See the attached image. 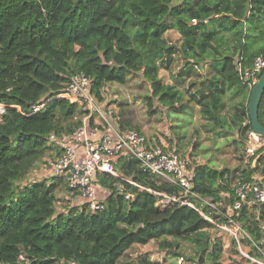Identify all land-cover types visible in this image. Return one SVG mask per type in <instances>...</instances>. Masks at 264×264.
I'll return each mask as SVG.
<instances>
[{"label":"trees","instance_id":"1","mask_svg":"<svg viewBox=\"0 0 264 264\" xmlns=\"http://www.w3.org/2000/svg\"><path fill=\"white\" fill-rule=\"evenodd\" d=\"M170 31L180 34V53L169 44ZM175 54L183 64L173 76L176 83H165L161 71L172 69ZM258 56H264V0H0V102L8 105L0 120V264H160L146 255L128 257L129 250L152 241L172 258L183 257V264H225L226 249L229 264L252 263L233 238L226 247L218 229L197 211L161 210L154 194L137 189L126 199L109 175L97 176L107 190L106 207L94 212L86 205L59 211L61 185L55 178L66 188L65 179L30 177L54 156L51 137L70 134L82 123L78 105L56 98L75 73L91 78L99 101L107 85H126L131 75H140L149 85V113L156 105L177 112L197 106L207 131L233 137L242 162L222 169L203 162L194 180L202 197L227 212L237 174L248 171L244 147L252 129V89L239 66L248 68ZM206 62L208 72L196 70ZM192 75L181 89L183 78ZM259 119L264 126V94ZM119 123L132 128L127 120ZM193 150L191 155L197 145ZM117 168L149 188L178 190L142 172L135 159L122 158ZM233 217L250 233L243 245L260 256L252 241L264 239V203L245 205Z\"/></svg>","mask_w":264,"mask_h":264},{"label":"built area","instance_id":"2","mask_svg":"<svg viewBox=\"0 0 264 264\" xmlns=\"http://www.w3.org/2000/svg\"><path fill=\"white\" fill-rule=\"evenodd\" d=\"M192 23L196 24L197 20L193 19ZM169 44L180 53L179 41H169ZM179 55H174L172 66L181 65L183 60ZM196 70L203 72V64L196 66ZM263 71L264 56L255 58L248 68L239 66L241 79L251 89ZM91 85L90 77L84 73H75L67 86L56 96L82 109V123L70 134L51 137V143L60 154L49 157L37 169L39 174L46 173L65 179L70 193L68 205H86L92 212L104 210L106 205L105 201L99 198L101 186L97 176L106 174L115 179L114 185L123 191L126 199L134 196L131 189H137L154 194L157 197L155 204L161 210L188 207L197 211L218 229V234L226 233L232 237L241 253L252 263L264 264V239L262 242L252 241L260 256L251 255L242 242L246 237L251 239L250 233L233 217L239 216L245 205L264 203V161L259 160L261 155H264V138L253 129L247 132L243 162L248 166V171L237 174L234 182V204L228 207L227 212H223L212 199L202 197L194 189L196 167L203 163L199 157L184 155L175 147L168 148L152 142L144 132L135 128H122L109 102L105 99L99 101L92 93ZM45 105V102L33 105L29 114L39 111ZM7 107L8 105L0 102V120ZM17 108L19 112L26 114L19 106ZM122 158L135 159L142 172L159 177L175 185L178 190L174 193L155 190L123 174L117 168V163ZM211 213L220 217L215 219ZM224 217L227 221L221 222ZM260 229L264 236V221ZM183 262L184 258L179 257L177 263Z\"/></svg>","mask_w":264,"mask_h":264},{"label":"rangeland","instance_id":"3","mask_svg":"<svg viewBox=\"0 0 264 264\" xmlns=\"http://www.w3.org/2000/svg\"><path fill=\"white\" fill-rule=\"evenodd\" d=\"M177 0H174L176 2ZM182 1V0H181ZM176 31L169 32L167 35L168 41L178 42ZM31 53L33 50H29ZM180 67L172 68L171 70H162L161 77L165 83L174 84L176 80L173 76L180 70ZM176 77V76H175ZM178 85L181 89H187L190 80ZM149 93V85L142 79L140 75H131L126 85H120L112 83L106 86L105 101L109 102L116 117L120 120H127L132 128H139L140 131L146 130L149 139H158L162 136L168 141V146H172L176 141L181 147L179 152L184 155H191L190 152H194L193 147L197 145L196 152L192 155L199 157L203 162L211 161L212 164L219 168L234 167L242 162L236 154V147L231 144L232 136L226 138L225 136H216L215 132L207 131L205 121L199 114V107L194 106L188 108L185 111H172L163 105H156L153 109V113H149V107L145 101V95ZM113 118V116H111ZM119 124V123H118ZM120 125V124H119ZM136 128V129H137ZM172 137V139H171ZM153 142V140H152ZM160 142V141H159ZM161 143V142H160ZM162 145V144H161ZM166 146V147H168ZM169 148V147H168ZM171 148V147H170ZM242 152V151H241ZM43 175H47L44 173ZM49 175V174H48ZM42 174L36 170L31 175L33 180H53L54 176H48L44 178ZM61 185V190L58 192L60 202L58 203L59 211L63 210L70 202V193L62 185L61 181L56 179ZM224 241L226 247L230 248L231 239L228 234H218ZM187 248V247H186ZM191 250L186 249L185 253L189 254ZM230 251L226 249L224 263L229 264ZM130 254H133L132 256ZM149 256L153 261L160 264H175L177 259L169 256L167 252L158 249L156 242L152 241L147 245L136 246L128 252V257L136 258L139 256ZM190 264V263H185ZM245 264H252L245 262ZM256 264V263H255Z\"/></svg>","mask_w":264,"mask_h":264},{"label":"water","instance_id":"4","mask_svg":"<svg viewBox=\"0 0 264 264\" xmlns=\"http://www.w3.org/2000/svg\"><path fill=\"white\" fill-rule=\"evenodd\" d=\"M263 94H264V72L262 73L257 83L252 88L250 94V100L248 104L252 129L264 138V126L261 124L259 119V106Z\"/></svg>","mask_w":264,"mask_h":264},{"label":"crops","instance_id":"5","mask_svg":"<svg viewBox=\"0 0 264 264\" xmlns=\"http://www.w3.org/2000/svg\"><path fill=\"white\" fill-rule=\"evenodd\" d=\"M171 32H174V31H171ZM168 36V35H167ZM175 36H177V38L179 39L180 38V34L177 32V33H175ZM179 57L183 60V58L179 55ZM207 64L205 65V67L203 68V70H204V72H208L210 69H209V62H206ZM182 64H183V61H182V63H181V65L180 66H182ZM172 68H175V66H172ZM171 72H173L172 70H171ZM195 73V72H194ZM192 77H195V76H191V78ZM142 132H144L147 136H149L148 135V133H146L147 131L146 130H142ZM171 139H172V137H171ZM153 140V142H155V143H158V144H162V145H164V146H168L169 144H171V142L168 144V141L165 139V138H163L162 136L159 138V140L158 139H152ZM161 143H160V142ZM177 141V140H176ZM174 142V144L172 145V146H168L169 148L171 147V148H173V147H176L175 145H177V142ZM56 146L53 148V150L51 151V154H56L57 152H56ZM42 176H45L44 178H48V176H51V175H42ZM34 181H38V180H34ZM42 181V180H41ZM107 190L106 189H103L102 187H101V190L99 191V198L100 199H102V200H104L105 199V192H106ZM108 193H109V191H108Z\"/></svg>","mask_w":264,"mask_h":264}]
</instances>
